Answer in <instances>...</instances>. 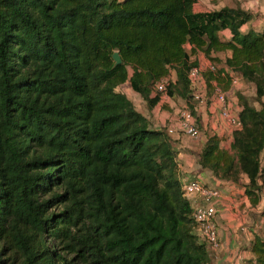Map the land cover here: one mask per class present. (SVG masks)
<instances>
[{"label":"trees","instance_id":"1","mask_svg":"<svg viewBox=\"0 0 264 264\" xmlns=\"http://www.w3.org/2000/svg\"><path fill=\"white\" fill-rule=\"evenodd\" d=\"M196 2L0 0V264H208L169 134L116 89L129 81L152 107L167 77L166 95L195 102L197 53L214 65L208 96L232 72L259 103L236 92L229 149L208 135L197 163L242 184L251 206L264 200V29H243L239 5ZM250 251L244 264H264V227Z\"/></svg>","mask_w":264,"mask_h":264},{"label":"crops","instance_id":"2","mask_svg":"<svg viewBox=\"0 0 264 264\" xmlns=\"http://www.w3.org/2000/svg\"><path fill=\"white\" fill-rule=\"evenodd\" d=\"M198 2L199 0L194 4L195 11L235 6L225 4L222 0H213L210 9H200L196 7ZM256 3V0H245L243 7L239 5L252 14V19L242 25L243 29L249 26L257 30L264 29V0H259V5H254ZM220 33L224 38L229 37L228 30H222ZM229 54V51L215 53L221 59ZM193 58H196L199 64L203 59H207L206 64L211 63L203 53H197ZM173 77L172 74L169 76V78ZM116 89L124 93L131 100L134 108L148 118L152 128L161 129L176 122L177 112L181 108L177 104L182 99L181 97H170L161 93L159 101L154 106L148 107L142 96L131 88L129 81L119 84ZM225 92L231 100L229 101L230 107L233 111H236V108L241 106L234 89L230 86ZM196 113L197 115L200 114L203 122L202 128L200 127L202 134L198 141H193L190 137L177 132L169 135L176 150L178 176L180 179L198 178L208 185L217 187L220 191V195L216 200L217 212L214 217L220 246L218 249H208V264H244L246 259L253 256L250 251L251 242L256 235L262 233L264 227V216L261 215L264 200L261 199L257 205L251 206L242 184L219 180L208 170L199 166L197 153L207 136L216 134L220 138V146L229 149L233 128L221 118L210 103L208 105L205 103L199 104ZM242 181L246 182L247 178L244 176ZM187 198L192 207L200 202V198L196 195H190Z\"/></svg>","mask_w":264,"mask_h":264},{"label":"built area","instance_id":"3","mask_svg":"<svg viewBox=\"0 0 264 264\" xmlns=\"http://www.w3.org/2000/svg\"><path fill=\"white\" fill-rule=\"evenodd\" d=\"M205 69L214 70V65L208 63L205 68H202V65L199 64L191 67L188 72L190 90L193 100L197 104L205 103V98L207 96L206 85L201 74ZM229 75L231 87L237 86L240 83V79L237 76H234L232 72H229ZM167 80L168 78L166 77L157 82V91L165 94ZM208 98H210V104L213 106L214 110L220 114L221 118L227 122L233 130L240 128L241 122L238 118V112L241 107L238 106L236 111H233L230 107L225 91H222L216 86L215 90ZM165 130L169 135L175 132L184 134L190 137L193 141H198L202 134L199 124L188 107L179 108L176 115V122L166 126ZM181 187L186 197L196 195L200 198L198 205L192 207L194 233L201 242L206 244L208 249H218L220 246V240L214 217L217 212L216 200L220 195L219 189L200 181L198 178L181 179Z\"/></svg>","mask_w":264,"mask_h":264},{"label":"rangeland","instance_id":"4","mask_svg":"<svg viewBox=\"0 0 264 264\" xmlns=\"http://www.w3.org/2000/svg\"><path fill=\"white\" fill-rule=\"evenodd\" d=\"M209 1V2H208ZM213 0H199V2L197 3L196 7L200 8V9H210V7H212V2ZM225 4H230V5H240L242 6L243 5V2H245V0H222ZM247 1H250V0H247ZM252 1V0H251ZM257 3L254 4V5H259V0H256ZM243 7V6H242ZM249 8V7H248ZM207 59H203L202 61H200L201 65H202V68H205L206 67V61ZM233 89H234V92H235V95H236V92H239L240 94H242L243 96H245L248 101L250 103H252L255 107H259V103L257 100L254 99V88L252 86L251 83L249 82H241L239 85L237 86H232ZM208 96V95H207ZM206 96L205 98V104L208 105V103H210V98H208ZM227 98H228V101H231L230 98L228 97L227 95ZM196 104V107H197V110H198V105L197 103L191 101L189 104H192L193 105ZM189 104H187L186 101H184L183 99H180L179 100V103L177 105H179V107H189ZM198 116V119H197V123L199 124V126L202 128L203 126V122L201 120V116L200 114L197 115ZM9 255V252L8 251H5L4 254H2V258H5Z\"/></svg>","mask_w":264,"mask_h":264},{"label":"water","instance_id":"5","mask_svg":"<svg viewBox=\"0 0 264 264\" xmlns=\"http://www.w3.org/2000/svg\"><path fill=\"white\" fill-rule=\"evenodd\" d=\"M112 58H113V61H114V64H115V65L121 63V58H120L118 52L115 51V52L112 54Z\"/></svg>","mask_w":264,"mask_h":264}]
</instances>
